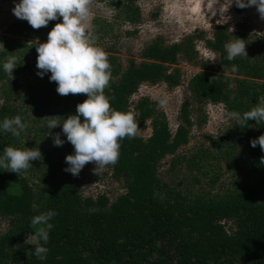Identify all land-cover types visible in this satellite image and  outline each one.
<instances>
[{
	"label": "trees",
	"instance_id": "1",
	"mask_svg": "<svg viewBox=\"0 0 264 264\" xmlns=\"http://www.w3.org/2000/svg\"><path fill=\"white\" fill-rule=\"evenodd\" d=\"M98 1L111 6L130 23L140 19L138 0ZM59 22L58 18L33 29L27 21H16L10 28L26 36L34 32L46 40L49 30ZM103 30L102 27L98 32ZM239 38L244 40L246 57L237 56L231 61L226 59L224 46L229 42V33L225 25H218L205 45L219 57L221 67L232 71L234 64L237 71L233 73L259 78L264 72V55L247 54L261 48L259 40ZM183 52L182 44L164 45L155 40L141 50V61L130 59L124 68L117 57L107 56L112 80L103 91L109 97L110 108L132 112L137 133L150 131L147 137L136 133L133 138L119 141L117 162L106 166L114 178L126 182L123 196L115 201L105 194L84 197L75 182L67 181L50 185L41 196L40 211H36L31 186L0 169V217L7 220L9 227L0 238V264H264V202L252 195L264 193V166L259 159L264 153L259 145L253 148L249 144L250 139L258 137L256 133L247 127H236V134L244 138L242 157L249 166L244 192L238 195L225 200L191 198L157 178L160 163L190 140L191 102H182L179 125L171 132L165 117L155 110L157 102L142 97L131 103V98L143 84L177 87L180 77L175 65ZM9 54L17 57L18 66L13 69L11 80L0 69V93L6 97L5 106L15 93L17 75L26 72L39 81H35L34 89L24 93L23 101L43 93L49 101L62 106L65 118L75 114V106L86 99V94L59 95L56 83L48 80L50 73L37 76L34 45H5L0 50V62ZM211 68L209 63H203L201 71L190 80V98L225 104L230 80ZM5 106L2 112L9 111ZM240 161L236 157L234 166ZM17 182L19 191L12 192L11 187ZM48 209L55 210L56 215L50 221L53 228L46 245L47 258L40 261L33 255L35 243L26 247L23 239L35 231L30 226L31 217Z\"/></svg>",
	"mask_w": 264,
	"mask_h": 264
},
{
	"label": "rangeland",
	"instance_id": "2",
	"mask_svg": "<svg viewBox=\"0 0 264 264\" xmlns=\"http://www.w3.org/2000/svg\"><path fill=\"white\" fill-rule=\"evenodd\" d=\"M229 3L230 0H138L140 19L137 23L126 21L105 2L91 0L90 3L96 45L107 56L117 57L123 68L130 59L141 61V50L155 40H160L164 45H183L184 52L175 65L180 84L173 89L167 88L163 83L143 84L131 98V103L142 97L157 102L158 98L166 96L167 104L162 108L156 105L155 110L165 117L169 129L174 132L179 125L182 102H191L190 140L174 156H167L157 171V178L162 184L191 198L225 200L244 192L249 175V166L242 157L246 147L242 135L236 134L235 120L227 117V112L237 111L242 114L257 104L264 105V72L259 78L235 74L221 67L219 57L206 48L205 40L211 39L218 25H225L229 41L241 36L249 37L253 42L258 39L261 48H255L247 54L250 57L264 55V20L259 17L255 6L238 8L233 2L227 7ZM13 6L14 0H0V44L3 45L0 50L12 43L19 45L30 41L45 42L39 34L32 32L26 36L10 28L16 21L26 22L12 14ZM102 27L104 30L98 32ZM35 42L28 45H34ZM109 48L112 50H108ZM203 63H209L212 72L230 80L225 104L213 105L190 98L189 82L201 71ZM35 81L39 79L20 72L17 75L15 93L9 97L7 106L4 103L6 97L3 98L0 93V120L19 115L28 124L18 138L11 133L0 132V151L6 146L38 147L42 154V159L32 161L29 169L18 175L9 172L19 181L23 180L31 186L36 201L34 209L40 211L41 196L50 185L67 181L75 182L84 197L96 198L105 194L111 201H115L123 196L127 192L126 182L114 178L106 166L95 173V165L85 163L75 176L63 171L67 167L64 157L72 154L73 146L67 141L59 147L53 145L52 134L59 133L60 126L49 130L46 117L57 116L56 119L62 121L65 114L60 104L49 101L43 93L23 101L24 93L34 87ZM4 106L9 111L2 112L1 108ZM244 127L258 136L264 133V125L258 127L254 120H249ZM149 133L147 130L137 134L147 137ZM60 138L65 139L62 133ZM236 157L242 160L237 167L233 164ZM14 186L11 191L18 192L20 182ZM252 195L264 202V193L260 196ZM229 227L230 223L227 222L226 228ZM8 231L7 220L0 217V238ZM23 241L26 247L35 243L31 234H26Z\"/></svg>",
	"mask_w": 264,
	"mask_h": 264
},
{
	"label": "clouds",
	"instance_id": "3",
	"mask_svg": "<svg viewBox=\"0 0 264 264\" xmlns=\"http://www.w3.org/2000/svg\"><path fill=\"white\" fill-rule=\"evenodd\" d=\"M233 2L238 8L255 6L259 17L264 20V0H230L227 7ZM90 3L91 0H14L11 9L16 18L27 21L33 29L47 26L49 21L60 20L49 30L45 42L30 41L28 44L35 42V66L39 70L36 75L43 77L50 73L48 80L56 83L55 91L59 95L86 94V99L75 106V114L67 115L62 121L57 120V116L46 117L49 130L60 126V132L52 134L53 145L59 147L67 141L73 146L72 154L64 157L67 167L63 169L73 176L85 163H93L95 173L105 166L114 165L119 158V141L125 137L133 138L138 130L133 113L110 108L109 97L104 94L111 69L107 53L95 43ZM224 47L229 61L237 56L246 57L245 43L240 38L234 37ZM17 66V57L11 54L0 62V69L10 80ZM231 67L233 72L237 71L236 65ZM166 104V96L157 99L158 107ZM227 117L234 119L239 127H244L249 120L264 125V105L257 104L242 114L229 111ZM27 127V122L22 121L19 115L0 120V132L11 133L13 137H20ZM61 133L65 137L63 140ZM249 144L253 148L259 145L264 153V133L250 139ZM41 159L38 147L6 146L0 151V169L18 175L32 167V161ZM259 159L260 165L264 166V155ZM55 215V210L48 209L30 219V226L35 229L31 234L35 242L33 255L40 261L47 258L49 249L46 245L49 231L53 228L50 221Z\"/></svg>",
	"mask_w": 264,
	"mask_h": 264
}]
</instances>
